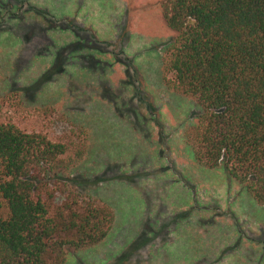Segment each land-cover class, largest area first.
<instances>
[{
  "label": "rangeland",
  "instance_id": "1",
  "mask_svg": "<svg viewBox=\"0 0 264 264\" xmlns=\"http://www.w3.org/2000/svg\"><path fill=\"white\" fill-rule=\"evenodd\" d=\"M176 40L161 0H0V122L71 146L85 133L65 179L114 212L67 264H264V205L186 144L202 110L165 82Z\"/></svg>",
  "mask_w": 264,
  "mask_h": 264
},
{
  "label": "trees",
  "instance_id": "2",
  "mask_svg": "<svg viewBox=\"0 0 264 264\" xmlns=\"http://www.w3.org/2000/svg\"><path fill=\"white\" fill-rule=\"evenodd\" d=\"M161 8L177 37L163 56L165 82L202 110L187 146L264 205V0H161ZM84 134L71 146L0 122V264H67L112 232L113 210L65 179L85 157Z\"/></svg>",
  "mask_w": 264,
  "mask_h": 264
}]
</instances>
